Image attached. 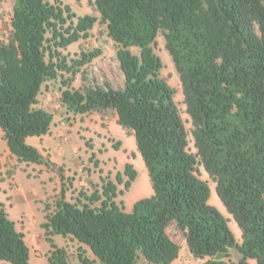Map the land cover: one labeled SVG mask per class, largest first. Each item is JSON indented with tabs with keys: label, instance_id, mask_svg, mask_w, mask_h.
<instances>
[{
	"label": "trees",
	"instance_id": "obj_1",
	"mask_svg": "<svg viewBox=\"0 0 264 264\" xmlns=\"http://www.w3.org/2000/svg\"><path fill=\"white\" fill-rule=\"evenodd\" d=\"M98 16H77L69 5L49 0H13L10 35L0 41V130L20 163L50 166L29 137L49 134L53 114L36 107L42 86L60 73L73 77L100 55L82 52L66 63L61 50L106 26L116 45L122 89H65L66 112L86 115L112 110L134 138L152 195L126 212L117 197L137 178L130 163L114 179L80 191L74 202L61 188L40 225L50 246L48 264H69L67 250L52 237L85 246L81 264H173L180 247L166 229L174 225L200 264H264V0H94ZM165 41L179 76L195 153L154 51ZM132 50H135L133 52ZM120 143L115 144L117 149ZM241 232L209 204L210 187ZM123 187L119 190V186ZM234 253V259L226 260ZM24 234L0 205V262L30 264Z\"/></svg>",
	"mask_w": 264,
	"mask_h": 264
},
{
	"label": "rangeland",
	"instance_id": "obj_2",
	"mask_svg": "<svg viewBox=\"0 0 264 264\" xmlns=\"http://www.w3.org/2000/svg\"><path fill=\"white\" fill-rule=\"evenodd\" d=\"M51 3H58L62 6L69 5L72 11L77 16L94 15L98 16V13L94 10L92 2L94 0H49ZM13 0H0V41L6 43L10 35V17L12 12ZM100 51V55L94 58L90 63L79 68L78 73L73 77L71 74L63 72L56 80L47 81L44 83L41 89V93L38 96V104L36 107L42 108L47 112L53 114V122L51 128L55 132V125H67L70 134L67 135L68 144L64 142L62 137H58V132L55 134V139L46 137L44 143L49 146L55 143L65 144L64 151L65 157L72 156V147H78V151H75L74 159H78L77 171L68 177V190L65 199L70 202H74L79 196L80 191L90 194L95 187L100 186V178L109 176L114 179L115 174L118 171H122L126 163H130L137 171V178L132 183L128 191L117 197V202H122L126 212H130L133 204L145 197L152 195V189L148 174L144 163L136 151L134 138L124 130L118 134L115 132L114 127L116 122L114 120L115 113L112 110H108L104 113H90L87 115H73L66 112L65 108L60 102L61 92L65 89L62 84L63 80L70 79L68 88L80 89L86 86H99L103 87L106 83L115 89H122L124 86V79L119 69L118 61L116 58V45L109 38L106 26L101 23L95 24L92 30H90L87 38L81 39L78 42L69 45L66 49L61 50L62 56L65 57L66 63L71 64L73 59L80 57L82 52ZM135 52V50H132ZM155 53L160 57L163 63V69L161 76L166 80L168 85L175 90L174 101L179 110L181 119L183 120L185 129L188 134V151L195 153L193 145V138L191 135L192 125L189 120V116L186 114V108L183 102V94L181 90V83L179 76L175 71L172 60L165 49V41L162 35H159L154 45ZM95 116V117H94ZM102 121V127L108 133L104 136L97 134L94 128H85L87 121L98 122ZM27 143V142H26ZM120 143L118 148L115 149V144ZM28 145L32 147L40 146V140L37 137H30L28 139ZM52 148V146H50ZM48 152V151H47ZM46 159L49 157V153L46 155ZM78 157V158H76ZM51 163L50 161H48ZM41 167H35V170H27L28 174L22 176L18 175V183L21 191L27 190L32 186L35 181H30V177H35L39 173ZM199 176L202 180L207 181L210 187L209 204L215 206L223 216L228 220V226L233 232L235 239L241 242V232L233 221L231 216L226 212L222 203L218 199L215 193V184L209 179L202 167H198ZM26 171V169H24ZM77 176V180L76 177ZM70 177L76 180V186L73 187L69 182ZM36 184V183H35ZM122 190V185L118 187ZM60 191V188L57 192ZM58 194V193H57ZM57 194H49L42 201L34 199L32 204L19 203L16 198L13 200V210L10 214V219L14 220L17 217V230L24 234L25 242L30 246V264H48L46 256L50 251V246L45 240L44 231L40 225L36 223V219L25 221L19 217L22 213L29 214V209L32 207V212L36 211V214H40L35 208L45 211V205H50L52 210ZM40 203V204H39ZM39 217V215L37 216ZM166 232L172 241L177 243L180 247L178 258L174 261V264H200L205 261L193 258L186 246L185 238L183 234L176 229L174 225H170ZM54 243L59 248L67 250L68 263L69 264H81L77 260V254L79 249H85V254L90 259H93L92 254L87 250L85 246H81L76 241L70 238H63L61 236L52 237ZM234 259V253L226 260ZM1 263V262H0ZM251 264H255L250 261Z\"/></svg>",
	"mask_w": 264,
	"mask_h": 264
},
{
	"label": "crops",
	"instance_id": "obj_3",
	"mask_svg": "<svg viewBox=\"0 0 264 264\" xmlns=\"http://www.w3.org/2000/svg\"><path fill=\"white\" fill-rule=\"evenodd\" d=\"M63 106V105H62ZM87 115V114H86ZM95 117V116H94ZM100 119V118H99ZM114 120L116 122V125L114 127L115 132L120 134L121 132H124V129L117 124V116L114 115ZM85 128L89 127L94 128L95 132L97 134H101L102 136L106 135L108 131L103 129L102 121L100 119L99 123L94 121L91 123V121H87L85 123ZM55 132L53 129H50L49 134L41 137H37L40 140V146L36 147L37 150L42 154L43 158L46 161H50V166L46 165H38V164H31V163H20L17 161L16 157L13 156L7 146L5 141L2 138V132L0 130V205L4 208L5 212L7 213L8 217H10L11 211L13 210V200L14 198L17 199L19 203H26L32 204V201L34 199L42 201L45 197H48L49 194H57L56 199L59 197L61 188L64 189V194L66 197L67 189L66 187L68 184V177L74 176L72 175L74 172L77 171L78 167V159H74L75 151H78V147H72V156L65 157V151L63 144L61 143H55L50 146L46 143H44V139L48 136L51 139H55V134L58 132V137H62L64 142L68 144V137L67 135L70 134V131L68 130L67 125H55ZM30 138V137H29ZM26 139V142L28 143V139ZM48 151V152H47ZM49 153V157L47 160L46 155ZM78 158V157H76ZM41 167V171L36 174L35 177L31 176L30 181H35V183L30 186L27 190L21 191V188L19 187L18 183V175L21 174L22 176L27 175V170H35V167ZM26 169V171H24ZM70 177L69 182L72 183V186H76V180L78 179L77 176L76 180L72 181V178ZM27 179V177L25 176ZM28 180V179H27ZM60 188V191L57 192V190ZM40 204V203H39ZM42 209H38L37 207L35 210H37L40 214L39 217L35 212H32V207L27 209L29 210V214L22 213L19 217L23 218L25 221L29 220H35L36 223L41 225L45 221V212L43 211V205L41 203ZM10 219V218H9ZM15 225L17 226V217H15L14 220ZM28 246V245H27ZM29 251H31L30 246ZM2 264V262L0 263ZM174 264V262H173Z\"/></svg>",
	"mask_w": 264,
	"mask_h": 264
}]
</instances>
